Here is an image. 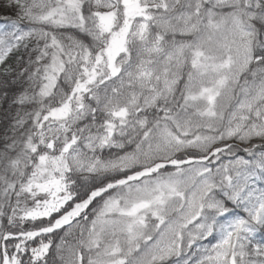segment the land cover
Listing matches in <instances>:
<instances>
[{
	"label": "snow or ice",
	"instance_id": "snow-or-ice-1",
	"mask_svg": "<svg viewBox=\"0 0 264 264\" xmlns=\"http://www.w3.org/2000/svg\"><path fill=\"white\" fill-rule=\"evenodd\" d=\"M0 8V264H264V0Z\"/></svg>",
	"mask_w": 264,
	"mask_h": 264
},
{
	"label": "trees",
	"instance_id": "trees-1",
	"mask_svg": "<svg viewBox=\"0 0 264 264\" xmlns=\"http://www.w3.org/2000/svg\"><path fill=\"white\" fill-rule=\"evenodd\" d=\"M7 9L6 8H0V12H6Z\"/></svg>",
	"mask_w": 264,
	"mask_h": 264
}]
</instances>
